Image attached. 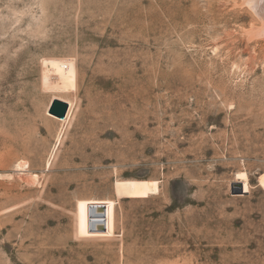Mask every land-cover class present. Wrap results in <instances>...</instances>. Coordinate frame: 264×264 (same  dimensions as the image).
<instances>
[{
    "label": "rangeland",
    "instance_id": "obj_1",
    "mask_svg": "<svg viewBox=\"0 0 264 264\" xmlns=\"http://www.w3.org/2000/svg\"><path fill=\"white\" fill-rule=\"evenodd\" d=\"M254 10L0 0V264H264Z\"/></svg>",
    "mask_w": 264,
    "mask_h": 264
},
{
    "label": "bare ground",
    "instance_id": "obj_2",
    "mask_svg": "<svg viewBox=\"0 0 264 264\" xmlns=\"http://www.w3.org/2000/svg\"><path fill=\"white\" fill-rule=\"evenodd\" d=\"M264 0H249L252 7L255 9L257 8V5L261 4ZM255 11V10H254ZM24 167L25 165L23 163H19V167ZM35 177V176H34ZM37 177V175H36ZM35 177V178H36ZM37 179V178H36ZM237 182H239L242 185L241 192H249L250 191V183H249V177L246 172H239L238 177L236 178ZM260 185L264 187V173L260 175L259 179ZM146 190L150 194L158 193L159 191V181L157 180H151L148 181L146 184ZM137 192V185L134 182H128V184L125 187L124 193L125 194H132Z\"/></svg>",
    "mask_w": 264,
    "mask_h": 264
},
{
    "label": "water",
    "instance_id": "obj_3",
    "mask_svg": "<svg viewBox=\"0 0 264 264\" xmlns=\"http://www.w3.org/2000/svg\"><path fill=\"white\" fill-rule=\"evenodd\" d=\"M262 5H264V1H263L261 4L257 5V8H256L255 10H257L258 7H259V6L261 7ZM239 187H240V188H239V191L241 192V191H242V190H241L242 185H240ZM241 193H242V192H241Z\"/></svg>",
    "mask_w": 264,
    "mask_h": 264
}]
</instances>
